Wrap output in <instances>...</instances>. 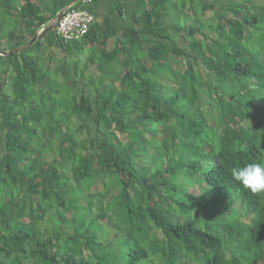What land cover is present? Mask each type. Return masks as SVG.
Instances as JSON below:
<instances>
[{
    "label": "trees",
    "instance_id": "16d2710c",
    "mask_svg": "<svg viewBox=\"0 0 264 264\" xmlns=\"http://www.w3.org/2000/svg\"><path fill=\"white\" fill-rule=\"evenodd\" d=\"M70 1L0 0V50ZM133 8L0 55V264H264V193L230 172L264 162V0Z\"/></svg>",
    "mask_w": 264,
    "mask_h": 264
},
{
    "label": "built area",
    "instance_id": "2783aa9c",
    "mask_svg": "<svg viewBox=\"0 0 264 264\" xmlns=\"http://www.w3.org/2000/svg\"><path fill=\"white\" fill-rule=\"evenodd\" d=\"M80 2L79 7H69L56 22V34L65 41L81 39L95 22V15L90 10L94 0H80Z\"/></svg>",
    "mask_w": 264,
    "mask_h": 264
},
{
    "label": "clouds",
    "instance_id": "9594fccd",
    "mask_svg": "<svg viewBox=\"0 0 264 264\" xmlns=\"http://www.w3.org/2000/svg\"><path fill=\"white\" fill-rule=\"evenodd\" d=\"M232 178L251 193H264V162H250L230 169Z\"/></svg>",
    "mask_w": 264,
    "mask_h": 264
},
{
    "label": "crops",
    "instance_id": "0c3cea01",
    "mask_svg": "<svg viewBox=\"0 0 264 264\" xmlns=\"http://www.w3.org/2000/svg\"><path fill=\"white\" fill-rule=\"evenodd\" d=\"M120 1L125 3L128 8V17L121 18L119 13L116 10L114 11V4L117 3L118 0H94L90 8L95 14L97 21L102 22L104 19H108L111 25L117 28H122L130 24V16L135 12V9L133 8L135 0ZM110 41L114 46L115 40L111 39Z\"/></svg>",
    "mask_w": 264,
    "mask_h": 264
},
{
    "label": "water",
    "instance_id": "95a60500",
    "mask_svg": "<svg viewBox=\"0 0 264 264\" xmlns=\"http://www.w3.org/2000/svg\"><path fill=\"white\" fill-rule=\"evenodd\" d=\"M80 0H71L65 7H63L56 15L55 17L39 32H37L27 43L15 47L11 51H3L0 50L1 56H11L15 53H20L26 49H29L37 40L41 39L46 33H48L51 30L55 29L56 22L59 20V18L63 15V13L71 6H73L75 3L79 2Z\"/></svg>",
    "mask_w": 264,
    "mask_h": 264
},
{
    "label": "rangeland",
    "instance_id": "374dc122",
    "mask_svg": "<svg viewBox=\"0 0 264 264\" xmlns=\"http://www.w3.org/2000/svg\"><path fill=\"white\" fill-rule=\"evenodd\" d=\"M173 1H175V0H173ZM177 1H180V0H177ZM187 8H188V6H187ZM187 8H186V12L187 13H189L188 11H187ZM211 15H212V13L211 12H206L203 16H202V19L203 20H206V19H209L210 17H211ZM191 17H194L193 16V14H192V12H191ZM182 23H183V21H181ZM7 24V30H11V29H13V26L11 25V23H6ZM108 46H112V44H111V41H109L108 42ZM43 51H45V50H42L41 52H40V54H42L43 53ZM86 55V54H85ZM85 57H87V55L86 56H84L83 57V60L85 59ZM62 59V55L61 54H57V58H55L54 59V64H55V66L56 65H58L60 62V60ZM63 60V59H62ZM66 63H67V61H66ZM172 63H173V65H176V67H177V61L176 60H173L172 61ZM182 65V64H181ZM181 65H178V68L180 67V68H182L181 67ZM67 67V66H66ZM65 67V68H66ZM90 72H94L95 73V71H93L92 69L90 70ZM202 73H203V75H205V71H202ZM61 91H63V89H61ZM65 91V90H64ZM65 93H66V91H65ZM152 128V127H151ZM149 135H151V134H149ZM150 139H152V137L151 136H148ZM163 138V133L162 134H159V136L156 138V140H160V139H162ZM111 237H113V234L111 235Z\"/></svg>",
    "mask_w": 264,
    "mask_h": 264
}]
</instances>
